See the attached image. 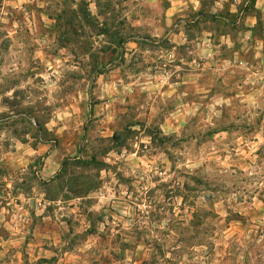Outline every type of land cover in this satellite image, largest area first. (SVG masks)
I'll use <instances>...</instances> for the list:
<instances>
[{"label":"rangeland","instance_id":"rangeland-1","mask_svg":"<svg viewBox=\"0 0 264 264\" xmlns=\"http://www.w3.org/2000/svg\"><path fill=\"white\" fill-rule=\"evenodd\" d=\"M189 12L187 0H0V135L51 121L40 138L69 152L52 194L83 197L101 264H264V47L190 64L184 44L173 60L165 37H201ZM112 80L131 89L126 120L97 123L86 116L108 92L95 88Z\"/></svg>","mask_w":264,"mask_h":264},{"label":"crops","instance_id":"crops-1","mask_svg":"<svg viewBox=\"0 0 264 264\" xmlns=\"http://www.w3.org/2000/svg\"><path fill=\"white\" fill-rule=\"evenodd\" d=\"M176 3L171 2L167 9L170 17L166 22H171L178 13L173 6ZM187 3L191 15H186L190 18L183 21V26L200 32L201 37H165L170 43V58L176 59L180 45L184 44L197 48L190 51L193 53L190 64L196 59L213 60L216 48L221 45L227 48L224 58L228 60L242 62L260 56L264 47V0H187ZM201 22L218 26L200 28ZM251 69L252 65L246 68ZM250 72L254 74L253 70ZM116 80L98 84L95 90L107 91L106 100L97 105L98 112L86 117L108 124L120 117L126 120L131 89L129 84ZM174 85L178 83H171L168 94L176 99L175 107L179 108L180 94ZM20 116L24 114L17 117ZM26 118L34 134L29 130L19 133L5 129L0 135V264H101L91 254L96 246L94 235L84 240L89 222L84 228L83 213L77 208L83 197L65 201L61 194H52L55 186H64L59 176L69 152L61 151L52 139L38 137L33 118ZM68 119L81 118L71 114ZM43 127L47 133L52 131L51 121ZM111 134V139L117 136L115 131ZM74 154V159H79V154Z\"/></svg>","mask_w":264,"mask_h":264},{"label":"trees","instance_id":"trees-1","mask_svg":"<svg viewBox=\"0 0 264 264\" xmlns=\"http://www.w3.org/2000/svg\"><path fill=\"white\" fill-rule=\"evenodd\" d=\"M104 5V4H103ZM96 9H97V11H99V12H101V10H102V7H101V5H100V2H97V4H96ZM99 25H101L102 26V23H100ZM104 33H106V30H100V32H99V35H104ZM127 39L128 38H126V37H119L118 38V45L120 44V46L122 45V44H124L126 41H127ZM141 123H139V122H131V123H127L126 125H125V128H124V130L126 131V128L127 127H131V126H135V125H140ZM35 125H36V131H37V136L38 137H42V133H43V131H44V129L42 128V126H40L39 124H37L36 122H35ZM42 139V138H41ZM119 141V138H117V136H116V134L112 137V142L113 141ZM94 161V158H91V160L89 161L90 163H92ZM85 164H87V162H84ZM159 253V255H161V256H163V259H165V255H163L164 254V251H160V252H158ZM158 255V254H157Z\"/></svg>","mask_w":264,"mask_h":264}]
</instances>
